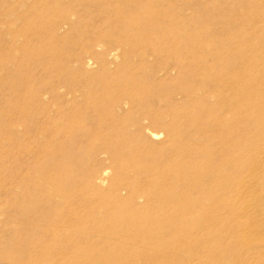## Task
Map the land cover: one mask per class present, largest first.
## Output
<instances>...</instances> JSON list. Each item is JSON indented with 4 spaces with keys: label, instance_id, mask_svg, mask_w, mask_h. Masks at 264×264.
Returning a JSON list of instances; mask_svg holds the SVG:
<instances>
[{
    "label": "bare ground",
    "instance_id": "bare-ground-1",
    "mask_svg": "<svg viewBox=\"0 0 264 264\" xmlns=\"http://www.w3.org/2000/svg\"><path fill=\"white\" fill-rule=\"evenodd\" d=\"M220 1L226 6L232 2ZM205 2H0V103L5 92L13 95L4 100L6 116L0 130V165L8 180L0 204V243L8 254L0 256V264H23L24 250L32 257L30 264H52L55 254L59 256L55 264H104L98 258H86V253L96 249L89 238L92 234L99 237L101 249L119 258L144 251L152 256V262L162 257L156 264H181L187 259L190 264H247L241 260L245 253L255 255L256 264H264V40L240 35L237 41L233 26L225 31L199 25L210 40L184 41L183 11L192 4L191 8L199 11ZM150 18L158 24L148 29L144 24ZM196 23L192 20L186 25L195 29ZM153 32L167 39L144 38ZM71 34V47L78 51L65 54L61 45ZM85 34L92 41H84ZM222 35L228 37L223 40ZM238 44H247L253 55L234 52ZM90 51L99 61L95 70L88 67L93 63L91 57L83 61V54ZM228 52L231 57L220 60ZM21 53H26L23 59ZM204 58L211 61L199 65ZM217 66L229 74L216 80V88L202 79ZM36 67L40 68L39 78L33 72ZM232 82L241 85V91L230 93L225 101L238 107L234 119L221 115L225 109L221 88ZM93 88L102 93L96 94ZM210 90L217 93L214 102L207 98ZM103 112L115 121L134 118V126L146 119L161 127L133 134L136 145L149 154L145 159L150 164L145 168L135 164L140 179H129L131 191L124 200L118 192L122 177L111 182L108 198L116 212L110 221L104 211L86 203L104 184L108 169L98 173L88 169L80 174L74 170L85 150L74 148L76 142L95 137L86 121L93 115L99 124ZM210 119L218 123L211 130L207 129ZM21 134L37 141L35 147L24 149ZM206 135L207 141H215L216 153L203 147ZM134 148L126 140L119 147L128 153ZM21 150L34 158L23 174ZM112 153L116 161L119 155ZM216 154L212 170L187 178L188 170L200 168L204 157ZM256 169H260L258 174ZM180 181L189 184L193 193L167 192L172 183ZM257 186L261 192L256 197L252 190ZM138 197L146 201L143 209L134 205ZM173 202L179 204L178 211L172 210ZM187 207L193 211L189 222L198 240L193 245L179 230ZM257 210L258 216L252 215ZM160 216H165L166 225L158 222ZM204 220L209 222L204 224ZM224 220L233 225L218 232L216 239L227 238L228 230L236 235L237 246L227 241L215 244V239L207 236L206 230ZM120 235H127L128 242L119 243L116 236ZM74 253L72 261L69 255Z\"/></svg>",
    "mask_w": 264,
    "mask_h": 264
},
{
    "label": "rangeland",
    "instance_id": "rangeland-1",
    "mask_svg": "<svg viewBox=\"0 0 264 264\" xmlns=\"http://www.w3.org/2000/svg\"><path fill=\"white\" fill-rule=\"evenodd\" d=\"M12 1L13 0H0V2H7V3H11ZM22 1L23 0H21V2ZM26 1L31 2L33 0H26ZM191 1H197V0H191ZM193 4H195V2ZM192 5H188V7L183 11L184 23L191 24L192 20H197V23L195 24V29H190L186 24H184L185 25V27L183 26L184 30H185V32H183V34L185 35L184 41L186 40V41L197 42V41L202 40V41L206 42V41L210 40V37H209V39H207V36H209L208 34H206L203 31H200V29H198L199 25L205 26V27L206 26L207 27L214 26L218 29L222 28L225 31L228 30L227 29L228 27L233 26L234 27L233 32L236 36L235 39L237 41H238L240 35H244L249 40H256L257 41L258 38L260 40H264V0H232L231 4H228L227 6L224 3H222L220 0H217V1L216 0H206V2L203 4L204 6L199 11L198 10L195 11L193 8H191ZM23 9H24V7L23 8L21 7V13H24ZM157 24L158 23L152 22L151 18H150V21L146 22L144 24V26L148 29H151L152 26H154V25L156 26ZM140 27H141V24H138L137 29H140ZM166 31H168V29H166ZM101 32H102V28H101ZM82 37H83L84 41H87V40L92 41V39H93L90 35H87V34H85ZM227 37H228V35L227 36L226 35L221 36V38L223 40L226 39ZM144 38L146 40L162 41V40H166L167 36H165L163 38V36L160 33H157V32L154 33L153 32L151 34H148L147 36H144ZM73 40H74V35H72V34L66 35V38L64 39L63 44L61 45V50L63 53L69 54L68 52H70V51H75V50L78 51V49H76L75 46L71 47ZM32 44H33V41H32ZM113 47H115V46H113ZM113 47H111V48H113ZM263 47H264V44L261 47V52H262ZM107 49H110V48H107ZM233 51L234 52H246L247 53L246 55H249V56L253 55L252 52L248 50L247 44H244V45L238 44L233 49ZM25 55H26V53H21V59H23L22 57ZM93 55H94L93 51H90L87 54L84 53L83 54V61H87V59H89V57H91L92 59H90V61L93 63L90 64L88 67L94 68L95 65L96 66L99 65V61H97ZM230 55H231V52H228L227 54H224L223 57L220 58V60H225L226 58L231 57ZM85 58H87V59L85 60ZM234 58H235V56H234ZM207 60H209V58H204L199 65H204ZM209 61H211V60H209ZM108 62H111V61L108 60ZM236 62L238 63L239 61H235V63ZM111 66H113V63H111ZM95 69H97V68H94V70ZM222 69L223 68H220V66H217L216 68L213 69V71L211 73L207 74V72H205L209 76L207 78L202 79V80H207L208 81L207 83L213 84V87L217 88L218 84L216 83V80H218L221 76H225V75L229 74V70H222ZM23 71L25 73H30V70H23ZM33 72H34V75L37 76V78H39V76L41 75L39 67H36ZM233 77H235V76H233ZM238 78H240V76H238ZM201 83H203V82H201ZM59 86L61 87L60 88L61 91H64L63 86H61V85H59ZM228 86L229 87L221 88L222 96L225 99L224 103H223V108H225V109L222 110L221 115L224 114V115H226L227 118L234 119V117H236V114L239 115V109L237 106H234V107L228 106L227 102H225V101H227V97H229L228 95L230 93L235 92V91H237L239 93L241 91V85H239L238 82H232V84H229ZM260 86H262V85L259 84V87ZM91 91H94L95 93L97 91L96 94L102 93V91L100 89L96 90V88L91 89ZM210 91H211V93L207 96V98L211 102H214L217 99V95H216L217 93L213 90H210ZM2 96H5V98H8L9 96L11 97L13 95H12V92L7 91V92H5V95H2ZM5 98L2 99L1 100L2 103H0V130H1V126L3 124L4 118L6 116V114H5L6 108L4 106ZM227 107L229 108L228 111H227ZM180 109H182V108H180ZM220 110H221V108H220ZM109 119H110V116L108 114H105L104 112H103V115L101 116V119H100L101 122L99 124H97L95 122L93 115H92V118L89 117V119L86 121V125L90 129L89 132H91L92 134H95V137L94 138L92 137L91 139H88V140H85V139L78 140L74 146V148L76 146H82L85 149L82 156H81V161L75 165L76 168L74 167V170H76L77 174H80L82 171H86L88 169L95 170V173H98L102 168L108 169V174L105 177L104 184L102 186L96 188L95 194L89 195L88 199L86 200L87 201L86 203H87L89 208L93 207V208H98V209H101L102 211H104L103 212L104 216H106L105 218H108V221H110V218H112L111 215L116 212V209H115L116 206L112 202H110L111 201L110 197L108 198V196H110V194H109L110 190L109 189H110V186L112 184L111 182L113 180H116L119 177H122L120 184L118 186V192H119L121 199L124 200L127 196H129L130 191H131L129 179L134 178L135 180H138V178H139V176L136 172L135 164L140 163L141 168H143V167L145 168L146 165L150 164V162L147 159H145V157L149 156V154L145 151H142V149L140 148V145H136L135 140L133 139V134H135L136 130H138L141 133V130H144L143 128H147V129L153 130V131L161 130L160 126H154L146 119L141 123L140 126H136V125L134 126L133 125L134 121H135L134 118L125 117L124 119H122V120L120 119L119 121H115L112 118L110 120ZM131 119L133 120V122H131L132 121ZM166 120L169 121V116L166 117ZM216 126H218V123L216 122V120L210 119V121L207 124V129L211 130V129H214V127H216ZM140 127H142V128H140ZM207 136L208 135L205 136V138H204L205 140H206ZM162 139H164V137H161V140ZM1 140H3V139H1ZM124 140H126L127 142L129 141L132 145L135 146L134 152L128 153L125 149H123V150L119 149V147L121 145H123ZM33 141H34L33 139H26L25 135L22 136V134H21V145H23L24 149L27 148L28 150H30V149L34 148L35 146H33V145H34V143H37V141H34V142ZM213 142H215V141H211V139H210V141L206 140L203 147L211 149L216 153V150H215L216 146H214L215 143H213ZM115 150H117V151H115ZM113 151H114V153L119 155V157H117L118 159L116 161H115V159H113V153H112ZM215 158H217V154L213 155L212 158L204 157L201 160L202 170H201V167L200 168L196 167L194 169L188 170L186 173L187 178L189 179V177H191L193 179L194 176L196 177L199 174L207 173L209 170H212L214 168V165H210V164L214 163ZM33 159L34 158H32L31 155H29L28 153H25L21 150V174L24 173V170L26 169V167L28 165H30L29 162ZM11 163H12V165L15 164L14 160H12ZM259 170L260 169H256L255 172L258 174ZM3 172H4L3 165H0V204L4 199V195H3L4 187L8 181L5 178ZM203 179H204V177H203ZM184 184L185 183H183L181 181L176 182V183H172L170 185V190H168L167 192H172V193L178 192V193H181L184 195L188 194L189 192L193 193V191L189 190V188H190L189 184L188 185L187 184L184 185ZM257 188H258V186H257ZM260 190H259V188L258 189L254 188L252 190V193L255 192L256 193L255 196L257 197L259 195V192H261ZM145 204H146L145 199L141 198V197H138V199H136V202L134 203V205L139 209H143ZM171 205H172V210L178 211V209H179L178 205L179 204L177 202H176V204H174V202H173ZM171 205L168 207L166 206L165 208L167 209V208L171 207ZM146 210H149V209L146 208ZM126 211H127V213L129 212L127 210V208H126ZM168 212H172V211L169 210ZM192 213H193V211L187 207L186 210H184L185 216L183 217L182 221L177 219V215H174L173 217L176 218L175 220H177L178 222L181 221L179 224V230L184 231L186 238H187V241H188V244L193 245L198 240L195 239V236H196L194 234L195 230L193 227H191L190 222H189V218H190ZM258 214H259V210L255 211L252 215L258 216ZM186 216H187V218H186ZM158 218H159L158 222L161 225L167 224L168 221L165 218V216H160ZM195 219L199 220L196 217L194 218V220ZM208 222H209L208 220L203 221L204 224H207ZM146 224H148V223H145V225ZM232 225H233V222H229V220L220 221L219 226H214V227L206 230L207 236H210V237H212V239H215V244L217 242H219V244H220L221 242L227 241L228 245L237 246V238L236 239L234 238V236L236 237V235L232 234L228 230L226 232L227 238L220 239L219 241H218V239H216L218 232H221V231L224 232L225 229H228ZM93 235L94 234H92L91 237H89V238H91L90 239L91 242H93L94 245H96V249L90 253H86V258H89V259L98 258V259L102 260V262H105L104 264H156L157 262L161 261L162 257L160 259L158 258L159 260L152 262V260H153L152 256L150 254H146L144 251L143 252L140 251L139 255H136L133 257L128 258V255H127V256H123L122 258H119L118 256H115L113 253L106 251V249H101L100 248V242H98L99 237L93 236ZM116 237L120 239V240H118L119 243H121L122 241L128 242V240H129V239H127L128 238L127 235H120V236H116ZM95 242H98V243H95ZM204 245L200 246L198 248V251L202 250V248H204ZM137 246L139 247V244ZM5 254H8V251H6V248H5V244L0 243V256L5 255ZM14 255H18V253L14 252ZM75 255H76V253L69 255V259L74 261L76 259ZM29 257H31V256H28L25 253V250L23 252H21V260L23 261V264H30L29 261L31 260L32 257L31 258H29ZM34 257H35V260H38V258L36 256H33V258ZM58 257H57V254H55L54 257H52V258H54L52 260V264H55L57 260L59 261ZM0 260H3V259L1 258ZM201 260H203V259H201ZM241 260H243L247 264H256L258 262V258L255 255H253V254L246 255L245 253L241 256ZM172 262L173 261H170V263H172ZM260 262L262 263V259H260ZM44 264H51V262H47ZM71 264H73V263H71ZM84 264H88V263H84ZM89 264H93V263H89ZM100 264H103V263H100ZM181 264H190V260L187 259V260L183 261Z\"/></svg>",
    "mask_w": 264,
    "mask_h": 264
}]
</instances>
